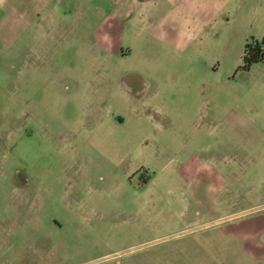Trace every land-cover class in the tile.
<instances>
[{"label": "rangeland", "instance_id": "374dc122", "mask_svg": "<svg viewBox=\"0 0 264 264\" xmlns=\"http://www.w3.org/2000/svg\"><path fill=\"white\" fill-rule=\"evenodd\" d=\"M228 29L227 49L160 58L161 74L153 55L23 68L0 50V264H248L221 261L249 259L222 228L250 223L215 221L264 203V60L240 69L263 29ZM92 67L144 72L145 102L96 94Z\"/></svg>", "mask_w": 264, "mask_h": 264}, {"label": "crops", "instance_id": "0c3cea01", "mask_svg": "<svg viewBox=\"0 0 264 264\" xmlns=\"http://www.w3.org/2000/svg\"><path fill=\"white\" fill-rule=\"evenodd\" d=\"M1 24L7 25L8 30L0 29V50L22 49L23 68L33 67L31 57L79 51L94 57L153 55L158 62L145 72L161 74L172 65H163L160 58L174 61L190 54L208 56L227 49L231 26L261 27L262 37L264 0H0ZM18 58L11 64L13 71L19 69ZM91 69L95 71H90L87 83L96 94L101 90L98 85L102 80L120 88L126 97L144 101L151 83L144 72ZM151 85H158V79ZM251 121L264 122V116ZM258 128L256 133L264 137V126ZM221 218L215 222L239 218L250 223L246 228L241 225L222 228L223 235L239 240V244L235 242L234 254L238 249L240 253L246 250L249 259L228 258L225 247L227 252L221 261L264 264V203Z\"/></svg>", "mask_w": 264, "mask_h": 264}, {"label": "trees", "instance_id": "16d2710c", "mask_svg": "<svg viewBox=\"0 0 264 264\" xmlns=\"http://www.w3.org/2000/svg\"><path fill=\"white\" fill-rule=\"evenodd\" d=\"M264 60V35L255 40L250 38L245 41L242 53V66L240 69L248 70L252 65L261 63Z\"/></svg>", "mask_w": 264, "mask_h": 264}]
</instances>
